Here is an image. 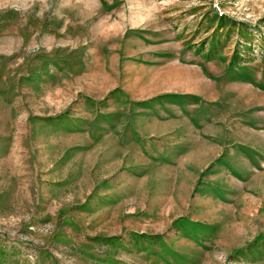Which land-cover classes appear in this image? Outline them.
<instances>
[{"label": "rangeland", "instance_id": "374dc122", "mask_svg": "<svg viewBox=\"0 0 264 264\" xmlns=\"http://www.w3.org/2000/svg\"><path fill=\"white\" fill-rule=\"evenodd\" d=\"M0 264H264V0H0Z\"/></svg>", "mask_w": 264, "mask_h": 264}, {"label": "crops", "instance_id": "0c3cea01", "mask_svg": "<svg viewBox=\"0 0 264 264\" xmlns=\"http://www.w3.org/2000/svg\"><path fill=\"white\" fill-rule=\"evenodd\" d=\"M200 67V66H199ZM169 92H175V91H169ZM180 92H188V90H185V91H180ZM189 118V117H188ZM190 120V119H189ZM191 121V120H190ZM190 124V126H191V128H193L194 130H195V134H196V137L198 138H200V140H201V138L203 137V135L204 134H206L205 133V131L203 130L205 127H202V125L199 123V124H197V125H195V124H193L192 122H189ZM203 139V138H202ZM199 140V141H200ZM200 142H202V140L200 141ZM193 144V143H192ZM238 145H236V150H237V153L239 154H241L240 156L242 157V159H244V161L246 160V162H247V160H249V162H252L251 163V165L252 164H254V169H256V167H260L261 166V160H259V164H258V162H257V160H254L253 159V157H252V155L251 154H249V151L247 150L246 151V149L242 146V144H239V143H237ZM239 149H242L243 151H240ZM186 149L185 150H181V151H178V152H176L175 153V155H181V154H184V153H191V152H193V149H191V148H189L186 152ZM217 154H219V152H217L216 153V155ZM253 167V166H252ZM259 169V168H258ZM231 174V173H230ZM231 175H233L234 176V178H236V179H238L239 181L241 180L242 181V179H243V177L242 176H240L239 178L238 177H236L234 174H231ZM222 201V200H221Z\"/></svg>", "mask_w": 264, "mask_h": 264}]
</instances>
